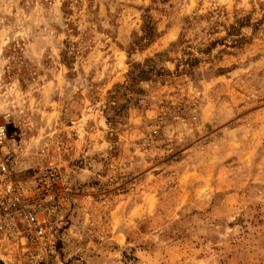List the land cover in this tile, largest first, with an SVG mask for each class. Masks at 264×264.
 Returning <instances> with one entry per match:
<instances>
[{"label": "rangeland", "instance_id": "1", "mask_svg": "<svg viewBox=\"0 0 264 264\" xmlns=\"http://www.w3.org/2000/svg\"><path fill=\"white\" fill-rule=\"evenodd\" d=\"M0 125L53 264H264V0H0Z\"/></svg>", "mask_w": 264, "mask_h": 264}, {"label": "built area", "instance_id": "2", "mask_svg": "<svg viewBox=\"0 0 264 264\" xmlns=\"http://www.w3.org/2000/svg\"><path fill=\"white\" fill-rule=\"evenodd\" d=\"M6 142L7 129L0 125V251L19 248L28 264H53L63 225L53 218L67 201L60 176L44 170L26 181L16 179L3 154Z\"/></svg>", "mask_w": 264, "mask_h": 264}]
</instances>
